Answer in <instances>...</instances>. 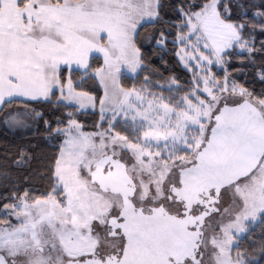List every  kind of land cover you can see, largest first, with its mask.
<instances>
[{
	"label": "snow or ice",
	"instance_id": "snow-or-ice-1",
	"mask_svg": "<svg viewBox=\"0 0 264 264\" xmlns=\"http://www.w3.org/2000/svg\"><path fill=\"white\" fill-rule=\"evenodd\" d=\"M164 7L0 0V124L32 132L42 123L46 139L59 138L47 187L0 193V264L264 262V232L251 250L238 239L264 220V60L254 62L264 39L257 47L252 35L264 37V0H181L176 21ZM150 24L171 25L153 28L161 49L176 29L170 42L193 72L186 84L153 80L162 75L153 70L126 85L148 67L141 30ZM229 53L241 63L247 53L255 81L233 78ZM41 102L66 109L55 126L32 106ZM97 102L85 130L77 116Z\"/></svg>",
	"mask_w": 264,
	"mask_h": 264
},
{
	"label": "trees",
	"instance_id": "trees-1",
	"mask_svg": "<svg viewBox=\"0 0 264 264\" xmlns=\"http://www.w3.org/2000/svg\"><path fill=\"white\" fill-rule=\"evenodd\" d=\"M181 0H163L165 7L161 10L165 19H171L176 21L179 19V15L172 11L173 5H178ZM258 2V0H254ZM164 27L169 28L171 25L168 24H150L145 25L141 30V40L144 42V47L142 51L144 52V63L148 65L143 71H141L140 76L133 81L132 79H127L125 81L127 86H131L133 82L139 83L143 80L146 73L151 74L153 70H158L162 75H153V80H163L170 75H175L182 84H186L188 80L193 75L187 68H185L177 54L176 49L179 47L178 44H172L170 41L175 36L176 29L172 28L170 33H166L168 41L166 42V49H161L156 46V41L150 39L153 35V28ZM155 35H159L156 33ZM252 35L256 36V44L259 46V41L264 39L260 37L257 33ZM231 58V63L227 66L229 72L234 79L240 81L241 83L248 81H255L254 69L252 63L249 62L247 58V53H244L245 62L241 63L238 56L232 53L228 54ZM264 60V56L256 54L254 57V62L258 66ZM95 66V65H94ZM223 66L222 68H213V72L217 73L221 77L223 76ZM80 76L79 72L73 73L74 80ZM86 83L93 84L94 82L89 80ZM248 86L255 87L258 91L261 85L258 82L249 83ZM89 90L97 91L95 88ZM155 91H161V89H154ZM165 95H168L166 89L163 90ZM98 95H102V89L99 88ZM55 98H53L54 100ZM98 104V102H97ZM15 106V105H12ZM38 109L45 112L46 118L53 121V126H55L54 118L61 116L63 112L66 111L63 105L57 106L55 103H34L32 105ZM58 110H54L57 109ZM2 115V113H0ZM66 118V117H65ZM77 119L81 120L87 127L85 130H93V124L99 119V112L97 109L80 111ZM46 129L43 124L38 125V130L28 131H8L5 127L0 124V193L4 192L5 187L8 191H16L17 187L23 190L25 187L32 188L42 191L48 185V176L45 174L47 172V164L49 159L52 157L53 153L56 151L54 145L58 142V139H46ZM21 150H23L24 155L21 157V162H17V158L20 156ZM8 175L5 176L4 174ZM250 232L243 234L239 238L240 245L242 247H248L251 250V245L249 244V239L255 237L259 239L260 233L264 232V220L258 219L249 226ZM264 264V262H262Z\"/></svg>",
	"mask_w": 264,
	"mask_h": 264
},
{
	"label": "rangeland",
	"instance_id": "rangeland-1",
	"mask_svg": "<svg viewBox=\"0 0 264 264\" xmlns=\"http://www.w3.org/2000/svg\"><path fill=\"white\" fill-rule=\"evenodd\" d=\"M180 47V46H179ZM178 47V48H179ZM239 51V50H238ZM179 58V57H178ZM181 62V64L185 67V65L183 64V62L182 61H180ZM186 68V67H185ZM217 68H222V66H217ZM190 72H192V70L191 69H189V68H187ZM192 74H193V72H192ZM102 89V88H101ZM102 94H103V91H102ZM96 109H97V111H98V109H99V103L97 104V106H96ZM89 110H94V109H89ZM82 111H84V110H82ZM99 112V111H98ZM214 219H218V217H214ZM257 219H258V217H257ZM255 221H253L251 224H249V226H251L253 223H254ZM243 234H241V236H242ZM240 236V237H241ZM240 237H238V239L240 238Z\"/></svg>",
	"mask_w": 264,
	"mask_h": 264
}]
</instances>
